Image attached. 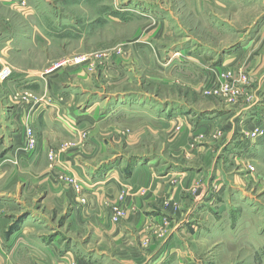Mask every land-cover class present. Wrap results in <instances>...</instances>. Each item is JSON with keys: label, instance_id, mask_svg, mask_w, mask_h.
I'll return each mask as SVG.
<instances>
[{"label": "rangeland", "instance_id": "374dc122", "mask_svg": "<svg viewBox=\"0 0 264 264\" xmlns=\"http://www.w3.org/2000/svg\"><path fill=\"white\" fill-rule=\"evenodd\" d=\"M104 1L93 0L87 3L89 6H84L72 0H0V40L10 34L19 40L20 25L26 27L28 24L27 50L6 59L0 56V70L4 67L12 70V76L0 83L13 78L15 70H35L47 75L41 77L42 90H16L10 99L18 102L31 99L33 102H53L56 99L48 92L57 84L60 89L56 92L64 94L57 101L64 103L69 101L66 90L71 84L83 86L77 93L79 100L76 103L95 101L96 107L89 111V121L85 122L87 125L81 131V137L68 135L62 127L58 130L60 134H49L46 140L47 147L54 151L59 148L60 153L65 154L64 158L76 148L78 157L75 158L91 162L93 166L117 163L126 170L135 162H151L159 170L183 164L205 169L203 179L194 178L187 187L183 184L185 211H181L182 215L176 214L177 220H173V224H183V228H174L177 225L174 226L170 218L163 219L161 224L155 222L154 226L141 230V234L150 236L149 242L141 239L144 246L150 244L151 239L154 243H162L174 228L181 237L175 239L177 245H183L182 260L186 256L183 251L186 248L188 251L185 244L195 245L187 254L189 264L196 260H202V264H264V156L255 149L264 143V121L259 117L263 122H258L261 127L244 125L245 122L242 125L235 119L230 121L232 110L245 106H250L251 113L264 116V82L262 77L259 78L263 75L264 64L257 63L260 55L264 58V0H142L141 3L152 6L150 16L131 18L124 26L99 22L97 4ZM111 1L112 5L108 6L114 9L115 1L108 0L109 4ZM122 2L124 0L121 5ZM117 5L121 6L119 2ZM124 5L129 6L126 2ZM76 18L81 23L93 19L90 27L85 29L89 32L85 38L67 34L68 30L59 29L56 22L59 20L61 25L67 26L69 19L72 22ZM164 20L165 27L168 24L167 31L163 33L164 27L160 37L151 39L152 44H133L142 34L152 35L160 29ZM78 34H81L79 30ZM184 49H187L186 55ZM241 49L246 53H242L237 61L226 59L228 54ZM193 58L198 66L188 61ZM233 82H236L235 88L231 86ZM218 112L224 117L212 127L196 122L200 114L216 115ZM30 114L22 116L19 126L23 147L32 152L37 148V136ZM66 116L68 123L78 124L77 118ZM165 116L170 121L168 127L159 123ZM188 128H191L190 135ZM257 131L262 132L261 138L258 134L252 135ZM229 132L235 137L233 147H227L223 137ZM185 134L191 139L188 145L178 142L176 146L177 137ZM31 139L33 148H28ZM197 141L208 150L198 160L193 151L199 148ZM216 141H219V147H214ZM256 141L261 143L258 145ZM187 148L192 150L189 154L185 151ZM53 150L49 154H56ZM16 151L19 150L16 148ZM54 157L57 160L51 163ZM54 157L49 155L51 165L56 168L61 157ZM215 158L221 170L219 182L226 187L224 191L221 186L216 189L222 191V198H231L230 208L245 209L243 196L234 199V192L242 193L245 189L249 201L255 198L252 199L255 209L250 207V218L249 209L246 214L251 227L245 223L247 228L240 236L231 237L233 231L229 230V234L226 230L230 213L226 207H220L221 212L215 214L211 211L193 214L194 208L196 212L199 209L197 202L202 200V192L210 186V178L216 176L215 170L214 174L207 171L213 168ZM111 173L113 170L106 174ZM106 174L100 176L101 182H107ZM178 177L173 175L171 183L180 182ZM57 179L73 187L82 204L87 203L91 194L84 195L83 189L77 192L76 186L93 187L95 191L91 182L67 171L60 170ZM117 179L119 177L115 175L113 182ZM140 192L146 194L147 190L141 188ZM124 196L120 194L117 202L111 205L109 221L114 225L121 224L134 209L122 205ZM170 204L169 200L165 201L166 209ZM116 205L125 207L127 215L121 221L113 222ZM192 205L194 207L188 212ZM180 206L179 201H174L171 210L177 212ZM212 228L224 233L219 238L212 237ZM197 230L200 235H196Z\"/></svg>", "mask_w": 264, "mask_h": 264}, {"label": "crops", "instance_id": "0c3cea01", "mask_svg": "<svg viewBox=\"0 0 264 264\" xmlns=\"http://www.w3.org/2000/svg\"><path fill=\"white\" fill-rule=\"evenodd\" d=\"M72 1L89 6L87 3L90 4L93 0ZM114 1L116 4L115 10L112 6L109 8L113 1H111V4H109L108 0L97 4L99 19H101L100 23L110 22L124 26V24H128L127 22L131 18L150 16L152 6L149 7V5L141 3L143 2L142 0H138L139 3L136 0H124L129 6H123L124 2L121 5V0ZM118 2L121 6L117 5ZM134 6L138 8L136 9ZM92 21L93 19L89 18L81 23L77 18L75 21L72 20V22L69 19L68 23L70 24L64 26V24L61 25L59 20H56L60 26L59 29L68 30L67 34L79 38L87 36L89 32L86 33L85 29L90 27ZM161 23L164 25L160 29L156 30L152 35L144 36L142 34L141 37L134 40L133 44H152L151 39L160 37L166 21L164 20ZM167 25L163 33L167 31ZM23 27L25 25H20L19 27V40H16L15 36L11 34L0 40V56H4L6 59L13 54H21L22 50H27L28 24L25 28ZM78 30L81 34H78ZM186 52L187 49H184L183 53L185 55L187 54ZM242 53H246V51L241 49L238 52L228 54L226 59L237 61V59L241 58ZM170 55L176 54L170 53ZM177 55H180V52ZM199 57L201 58V56ZM262 57L260 55L257 60L259 65L264 64V58L262 59ZM188 61L194 62V65L198 66L197 60L194 58L188 59ZM112 70L115 71L113 67ZM261 71L263 75L259 78L261 79L262 77L264 82V69ZM14 73L13 78L0 83V264H71L74 262L77 264H189L188 260L190 257L187 254L195 245L185 244L188 247V251L187 248L183 251L186 256L185 260H182L180 254L182 253L183 247L181 246L183 245H177V239H175H181V237L177 236L174 230L180 224L177 225L175 222L173 224V220H177L175 216L177 217L178 213L182 215L181 211H185L183 208V193L185 189L183 184L187 187L192 182V179H203L206 172L205 169L193 168L183 164V166L178 165L159 170L151 162H135L126 170L122 168L121 164H111L109 162H107L109 164L104 166H101V164L93 166L91 162L75 158L78 157L76 148L71 150V153L68 152V157L64 158L63 155L65 154L60 153L59 148L54 151L52 147H47L46 140L48 141L49 134L58 135L60 134L58 130L63 127L65 131L67 130L66 133L68 135L75 138L81 137V131H84L87 125L85 122L89 121L88 113L96 107L95 101L88 104L83 102L80 104L76 103L79 100V94L77 93L82 90L80 88H83L79 84H71V87L66 90L69 93L66 94L69 101L64 103L57 101L59 97H64V94L56 92V90L60 89L57 84L50 87L48 92L56 99L53 102L50 100H47L48 102H33V99L20 102L17 100L12 101L13 99L11 100L10 98L14 96V93L19 88L22 91L28 89L42 90L43 82L41 77L47 76L43 73H37L35 70H15ZM262 90L264 93V86ZM262 101H264V98ZM248 109H250V106L233 109L230 121L235 119L236 122H240L242 125L245 122L244 125L261 127V123L258 122H262L260 118L264 121V116L253 114ZM30 113L33 116V129L37 136V148L32 152L23 147V133H21V126H19L22 116H29ZM66 115L69 117L72 115L77 118L78 124L71 125L68 123L67 120L69 118ZM223 117L222 112H218L216 115H209V113L200 114L196 122L202 126L212 127ZM159 123L168 127L170 121L165 116ZM38 126L40 127L39 130H37ZM187 131L188 133L191 132V128H188ZM186 134L177 137L176 146L178 142L179 145H188L187 143L191 139L189 140ZM223 137L226 138L227 147L235 145V137L230 132L225 133ZM214 143V147H219V141ZM256 143L259 145L261 141H256ZM200 145L198 142L196 146H199V148L193 150L196 160L205 151L208 152L205 146ZM16 148L19 151H16ZM255 149L260 151L261 156H264L263 142ZM50 150H53L56 154H49ZM185 151L189 154L192 150L187 148ZM49 155L61 157V162L58 161L59 164L55 163L57 165L56 168L51 163L57 159L54 157L50 163ZM60 170L70 172L77 178L88 183L91 182V185H94L95 191L92 189L93 187L88 188L84 185V195L88 194V192L91 194L87 198L86 204H82L77 200L76 197L79 194L76 193L73 187L59 182L57 173ZM109 170H113L110 175L106 174ZM214 170L216 171V176L210 178V186L202 192V200L197 202L199 209L196 212L194 208L193 214L196 216V214H204L207 211L215 214L221 212L220 207H226L230 210L228 217L229 228L226 230L229 234V230L233 231L231 237L240 236V232H245L247 225L251 227L248 218L252 214L250 207L253 210L255 209L253 208L255 207V201H252L255 198L249 201V196L245 189H242V193L240 191L234 192L232 194L234 199H237L238 195L243 196L246 202L244 205L245 209L241 211L242 209L239 207L230 208L231 198H222V191L220 193V190L217 191L216 189V186H221L220 188L223 191L226 188L223 182H219L221 170L217 158H215L213 168L207 171L210 173L212 171V174H214ZM104 174H106L105 178H107L105 183L100 180V176ZM115 175L119 179L113 182ZM173 175L179 176L180 182L172 184ZM201 184L204 187L205 180ZM141 188L147 190L146 194L140 192ZM120 194H125L123 201H121L122 205L127 209H134L126 220L119 225H114L109 221V215H111L112 203L117 202ZM184 197L187 198V194ZM220 199L221 201H219ZM168 200L171 204L166 209L165 201ZM174 201H179L181 204L177 212L171 210ZM193 207L192 205L188 208V212ZM248 209L249 217L247 218ZM166 218L167 220L170 218L174 226L177 225L172 229L167 239L162 243H154V239H151V243L144 246L141 243V239L144 242L146 240L149 242L150 236H145L144 233L141 234V230L154 226L155 222L161 224L160 221ZM58 221L62 223H58ZM182 226L183 224L180 228H183ZM172 233L176 236H173ZM221 233H224V231L215 228L211 229L212 237L219 238L222 235ZM197 234L200 235V232L198 231ZM228 241L233 243L232 246H236L234 241L230 239ZM173 257L174 259H172ZM190 264H202V260H196L195 262H190Z\"/></svg>", "mask_w": 264, "mask_h": 264}, {"label": "built area", "instance_id": "2783aa9c", "mask_svg": "<svg viewBox=\"0 0 264 264\" xmlns=\"http://www.w3.org/2000/svg\"><path fill=\"white\" fill-rule=\"evenodd\" d=\"M11 76H12V70L9 67H4L3 69L0 70V80L1 81L2 80L4 81V80L10 78ZM238 82H241V81H238ZM234 83H236V82H233L231 84L232 88H235V84ZM236 90L237 91H240V89H236ZM29 133H30V130H29ZM252 135L253 136H256L257 135L258 137H260L262 135V132L261 131H259V132L258 131L257 132H253ZM27 136L30 139V134H27ZM32 142L33 141L31 139V140H29V144L26 143L28 148H29V146H30V148H33ZM51 157L53 158V156H51ZM83 187H84L83 185H82V187H80L79 185H77L76 186L77 192H80L83 189ZM83 201L85 202V199L84 198H83ZM114 211H115L114 217H112V221L113 222L121 221V219L125 218L126 215H127V211H126L125 207L120 206V205H116L114 207ZM72 264H76V263H72Z\"/></svg>", "mask_w": 264, "mask_h": 264}]
</instances>
